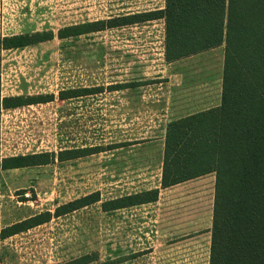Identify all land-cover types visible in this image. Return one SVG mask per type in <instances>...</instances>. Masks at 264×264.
<instances>
[{
    "label": "rangeland",
    "instance_id": "1",
    "mask_svg": "<svg viewBox=\"0 0 264 264\" xmlns=\"http://www.w3.org/2000/svg\"><path fill=\"white\" fill-rule=\"evenodd\" d=\"M162 4L0 0V233L89 194L101 199L0 239V264H66L85 256V264H209L215 174L160 189L153 203L110 212L101 204L161 188L167 126L219 103L224 46L168 63L163 20L57 37L66 27ZM44 31L54 39L1 46L5 37ZM63 91L82 96L61 100ZM2 95L53 98L4 109ZM86 148L97 151L2 169L11 157Z\"/></svg>",
    "mask_w": 264,
    "mask_h": 264
},
{
    "label": "trees",
    "instance_id": "2",
    "mask_svg": "<svg viewBox=\"0 0 264 264\" xmlns=\"http://www.w3.org/2000/svg\"><path fill=\"white\" fill-rule=\"evenodd\" d=\"M165 9L136 13L60 29L66 39L106 29L163 19L167 62L224 46L221 104L167 126L161 188L116 198L101 204L104 212L158 201L167 189L215 174V194L209 264H264V0H165ZM52 31L5 37V50L23 49L53 40ZM89 92V91H85ZM90 94V93H88ZM80 92H60V99ZM53 97H6L4 109L48 102ZM78 149L11 157L3 170L47 165L56 158L71 160L96 153ZM92 193L6 227L4 240L99 203ZM83 257L66 264H85Z\"/></svg>",
    "mask_w": 264,
    "mask_h": 264
},
{
    "label": "crops",
    "instance_id": "3",
    "mask_svg": "<svg viewBox=\"0 0 264 264\" xmlns=\"http://www.w3.org/2000/svg\"><path fill=\"white\" fill-rule=\"evenodd\" d=\"M162 2H163V4H162V6L161 7H159V8H157V9H149V10H144V12H140V11H138V12H136V13H145V12H149V11H160V10H164L165 9V4H166V1L165 0H162ZM159 20H163V19H159ZM155 21V20H154ZM156 21H158V20H156ZM163 22H164V28H163V40H164V43H165V21L163 20ZM214 50V49H213ZM210 51H212V50H210ZM207 52H209V51H207ZM204 53H206V52H204ZM201 54H203V53H201ZM198 55H200V54H198ZM183 60V59H182ZM179 61H181V60H179ZM179 61H176V62H179ZM176 62H171V63H176ZM169 63V62H168ZM0 77H2V75L0 74ZM223 77V76H222ZM2 81H3V79H2ZM222 81H223V78H222ZM2 86H4V85H2ZM221 93H222V83H221ZM12 96H15V95H12ZM19 96V95H18ZM221 97V96H220ZM3 98H6V96L4 97V95H2V98H1V101H2V99ZM75 98V97H74ZM69 99H71V98H69ZM68 100V99H67ZM220 104H221V99H220V101H219V103L216 105V106H214V107H211V108H208L207 110H209V109H212V108H215V107H218V106H220ZM203 111H206V110H203ZM203 111H200V112H203ZM200 112H198V113H200ZM192 115V114H191ZM189 116V115H188ZM185 117V116H184ZM184 117H181V118H184ZM187 117V116H186ZM180 118V119H181Z\"/></svg>",
    "mask_w": 264,
    "mask_h": 264
}]
</instances>
